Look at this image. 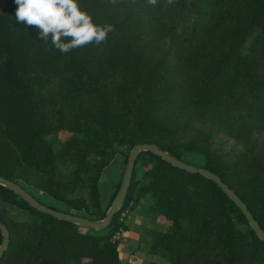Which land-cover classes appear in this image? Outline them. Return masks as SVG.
<instances>
[{"label": "trees", "instance_id": "1", "mask_svg": "<svg viewBox=\"0 0 264 264\" xmlns=\"http://www.w3.org/2000/svg\"><path fill=\"white\" fill-rule=\"evenodd\" d=\"M0 4V176L97 221L108 210L99 180L121 147L128 158L152 143L182 161L199 151L264 230V0H78L114 31L69 54L16 23L15 0ZM171 116L183 120L172 128ZM192 125L206 134L177 142ZM224 136L245 143L234 170L213 147ZM138 165L103 231L39 212L0 185L9 231L0 264H124L114 234L146 197V220L166 225L146 230L147 264H264V240L215 182L149 151Z\"/></svg>", "mask_w": 264, "mask_h": 264}, {"label": "clouds", "instance_id": "2", "mask_svg": "<svg viewBox=\"0 0 264 264\" xmlns=\"http://www.w3.org/2000/svg\"><path fill=\"white\" fill-rule=\"evenodd\" d=\"M116 3L117 0H110ZM155 6L157 0H147ZM168 4L173 0H167ZM15 22L24 27H34L37 38L50 42L61 54L89 44L100 45L114 31L111 24L99 25L91 15L79 7L78 0H15Z\"/></svg>", "mask_w": 264, "mask_h": 264}, {"label": "water", "instance_id": "3", "mask_svg": "<svg viewBox=\"0 0 264 264\" xmlns=\"http://www.w3.org/2000/svg\"><path fill=\"white\" fill-rule=\"evenodd\" d=\"M145 151L154 153L155 155L161 157L163 160L169 162L170 164H172L173 166L179 169L185 170L193 174H199L215 182L219 186V188H221L225 192V194H227V196L230 197L231 200L242 211V213L247 218L248 223L255 231L256 235L260 239L264 240V230L254 219L247 205L231 188L228 187L227 184H225L221 180V178L217 174L204 167L193 166L182 160H179L174 156H172L171 154H169L168 152L160 149L156 144H152V143H140L134 146L130 150L126 162V169L121 187L114 201L112 202L111 206L107 210L105 217L102 220H97V221L88 220L46 207L42 205L38 200H36L23 186L2 176H0V185L12 190L14 193H16L18 196H20L25 201H27L33 208H35L39 212L49 214L57 219L73 222L77 225H80L83 228H89L95 231H103L108 229L114 216L122 208L131 186L134 171L137 167L138 157L142 152ZM0 230L2 231L3 234V241L0 246V258H1L9 245V231L6 225H4L1 221H0Z\"/></svg>", "mask_w": 264, "mask_h": 264}, {"label": "crops", "instance_id": "4", "mask_svg": "<svg viewBox=\"0 0 264 264\" xmlns=\"http://www.w3.org/2000/svg\"><path fill=\"white\" fill-rule=\"evenodd\" d=\"M111 163L105 168L99 180V190L102 201L106 207L114 200L122 184L126 169L125 154L127 147H121ZM138 176L143 173L138 165ZM152 201L149 197L143 198L127 212L123 222L125 229L120 238V258L124 264H147L149 256L148 246L144 241L146 230L164 231L166 225L161 222H150L146 220L145 210L150 207Z\"/></svg>", "mask_w": 264, "mask_h": 264}, {"label": "rangeland", "instance_id": "5", "mask_svg": "<svg viewBox=\"0 0 264 264\" xmlns=\"http://www.w3.org/2000/svg\"><path fill=\"white\" fill-rule=\"evenodd\" d=\"M0 9H1V4H0ZM164 114L166 115V112H164ZM169 120L171 121V127L174 128V126H176L179 122L183 120V117L171 116L169 117ZM196 126L198 127V125ZM198 131L201 132L202 135H205L207 132V126L202 127V128H196L194 127V125H192V127L188 128V130L181 131L179 133L178 139H175V140L177 142H188L189 144L190 142H193L194 139L195 140L197 139ZM252 136H254V133L252 134ZM201 142H202V139H201ZM242 142L243 141H238L237 139H232L227 136L219 137L214 141L213 147L215 149L216 156H218L217 158L225 162L230 167L231 170L232 169L234 170V167H235L234 164L237 162L240 155L243 154V148L245 146V143H242ZM127 152H128V149H127ZM125 159H127L126 155H125ZM183 160L190 165L197 166V167H204V155L200 153L199 151L188 152L186 156L183 158ZM138 171L139 169L136 170L137 173ZM23 187L36 200H38L40 203H42L45 206L54 207L58 211L64 212V213H66L67 211H73L72 209L69 210L67 207L63 206L62 204L58 202L56 203L55 201L51 200L47 195L36 190L35 188L24 186V185ZM113 201L109 203L108 209L111 206ZM240 228L243 231L246 230L245 225L240 224Z\"/></svg>", "mask_w": 264, "mask_h": 264}, {"label": "built area", "instance_id": "6", "mask_svg": "<svg viewBox=\"0 0 264 264\" xmlns=\"http://www.w3.org/2000/svg\"><path fill=\"white\" fill-rule=\"evenodd\" d=\"M126 214H127V211H125V212L122 214L121 221L124 220ZM122 232H123L122 229H120L119 231H117V232L114 234V239H119V238H121V236H122Z\"/></svg>", "mask_w": 264, "mask_h": 264}]
</instances>
